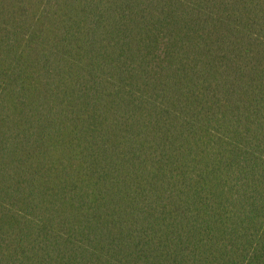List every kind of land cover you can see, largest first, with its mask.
<instances>
[{"label":"trees","instance_id":"1","mask_svg":"<svg viewBox=\"0 0 264 264\" xmlns=\"http://www.w3.org/2000/svg\"><path fill=\"white\" fill-rule=\"evenodd\" d=\"M0 264H264V0H0Z\"/></svg>","mask_w":264,"mask_h":264}]
</instances>
